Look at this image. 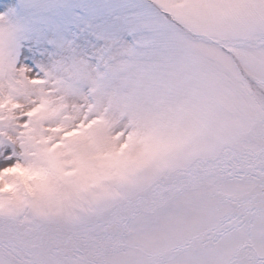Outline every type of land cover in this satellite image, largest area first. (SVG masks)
<instances>
[{
  "label": "snow or ice",
  "instance_id": "1",
  "mask_svg": "<svg viewBox=\"0 0 264 264\" xmlns=\"http://www.w3.org/2000/svg\"><path fill=\"white\" fill-rule=\"evenodd\" d=\"M0 264H264V0H0Z\"/></svg>",
  "mask_w": 264,
  "mask_h": 264
}]
</instances>
